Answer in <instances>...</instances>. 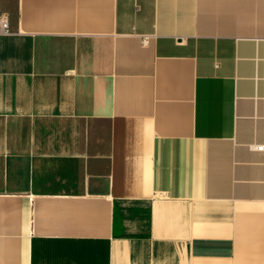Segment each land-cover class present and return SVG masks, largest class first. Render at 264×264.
<instances>
[{"label":"crops","instance_id":"0c3cea01","mask_svg":"<svg viewBox=\"0 0 264 264\" xmlns=\"http://www.w3.org/2000/svg\"><path fill=\"white\" fill-rule=\"evenodd\" d=\"M0 14V264H264V0Z\"/></svg>","mask_w":264,"mask_h":264},{"label":"built area","instance_id":"2783aa9c","mask_svg":"<svg viewBox=\"0 0 264 264\" xmlns=\"http://www.w3.org/2000/svg\"><path fill=\"white\" fill-rule=\"evenodd\" d=\"M10 31L9 23L3 14H0V34H6ZM257 150H264V144L255 145Z\"/></svg>","mask_w":264,"mask_h":264}]
</instances>
